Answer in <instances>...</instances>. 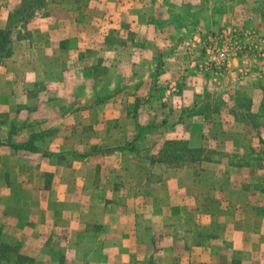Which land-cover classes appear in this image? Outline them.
<instances>
[{
  "label": "rangeland",
  "instance_id": "rangeland-1",
  "mask_svg": "<svg viewBox=\"0 0 264 264\" xmlns=\"http://www.w3.org/2000/svg\"><path fill=\"white\" fill-rule=\"evenodd\" d=\"M155 1L152 9L148 10L154 28L151 40H155L156 47L144 50L143 55L148 57L136 75L125 73L121 78L119 70L112 67L115 65H77L72 68L71 79L67 81L62 74L57 82L51 84L48 88L50 96L44 100L42 97L39 101L36 97L28 101L26 98L18 99L15 105L19 111L17 114L2 111L0 107L2 139L13 138L15 143L30 142L44 151L63 153L60 156L44 155L30 149L0 147V195L6 183L18 181V177L13 176L18 169L27 174L28 184L50 186L54 174L48 170L53 167L64 171H91L94 188L104 185L107 191L108 186L118 190L113 198L100 192L93 194L98 214L94 215L86 231L73 232L66 226L60 235L66 242H48L51 249L60 254L55 258L57 264H101L104 260L100 258L99 251L93 254L96 236L101 230L104 199L109 203L136 202L139 198L140 203H145L148 188L155 187L154 181L166 171L202 170L200 160L207 157L241 168L246 164L256 167L264 159V0ZM18 2L8 0L10 12L12 10L16 20L21 16V13H16L22 4ZM18 35L13 31L14 39ZM145 39L148 40L147 37ZM173 63L177 66H172ZM83 69L88 72L81 76L86 77L92 72L95 77H102L101 81L72 79V75L80 74ZM123 69L130 71L131 67L125 65ZM33 84L31 88L35 91L39 84ZM84 90L97 91L98 97L84 100L77 97L75 101L77 93ZM116 91L125 92L127 96L125 109L129 111L131 121L124 122V126L121 123L126 112L119 117H113L109 112L110 116L106 115V121L101 122L106 128L102 124L99 128L100 122H90V117L95 121L93 112L87 117L78 114L75 118L80 122L74 129L63 130L59 126L52 134V129L37 128L42 118L37 114L38 106L66 108L74 105L77 110L84 111L93 108L92 104L111 100ZM100 93L109 96L105 98ZM138 110L140 121L136 124ZM106 113L104 111L103 114ZM82 121H86V125ZM58 133V136L65 133L66 138L70 133V143L69 140H60V145L53 144V137ZM46 136L52 139L44 140ZM168 140L190 143L196 149L193 152H198L197 157L166 158ZM11 149L19 154L21 162L9 161L8 151ZM140 170H147L148 176L141 179L145 187L136 194V171ZM85 185H88V180ZM251 185L258 189L264 186V176H255ZM84 196L66 194L64 198L61 196L60 203L63 208L75 209L74 206L84 203ZM159 196L162 200L163 197ZM262 197L264 201V195ZM5 199L4 196L0 198L1 213L5 211ZM31 201L34 203L35 200ZM3 227L0 228V239L4 235ZM160 232L161 229L156 227L154 235L160 237ZM4 243L9 244L0 240V264H35L18 257ZM16 246L20 250L19 245ZM109 260L105 258L104 261L108 264ZM52 262L53 257H49L47 264Z\"/></svg>",
  "mask_w": 264,
  "mask_h": 264
},
{
  "label": "crops",
  "instance_id": "crops-1",
  "mask_svg": "<svg viewBox=\"0 0 264 264\" xmlns=\"http://www.w3.org/2000/svg\"><path fill=\"white\" fill-rule=\"evenodd\" d=\"M153 1L156 2L46 0L43 10H37L24 27L15 29L14 34L19 33L20 37L15 38L13 53L1 62V110L17 114L19 111L15 105L18 99L28 101L42 97L44 100L50 96L48 88L51 84L62 74L67 81L71 79L72 68L77 65H115L112 67L119 70L121 78L125 73L136 75L148 57L143 55L144 50L156 47L155 40H151L154 28L148 10L152 9ZM0 5V29H5L12 10L10 12L8 0H0ZM125 65L131 70L125 71ZM86 72L88 70L83 69L80 74L72 75V79L101 81L102 77H95L92 72L86 77L81 76ZM34 82L39 84L35 91L31 88ZM96 92H78L74 95L75 101L77 97L82 100L97 98ZM100 94L105 98L109 96ZM111 97L104 104H92L94 109L89 107L86 109L89 111L77 110L74 105L66 108L38 106L37 114L42 118L37 128L52 129V134L59 126L63 130L74 129L80 122L75 118L78 114L87 117L93 112L95 121L90 117V122H100L99 128H102L101 124L106 128L101 122L106 121L109 112L113 117L126 112L121 123L124 126V122L131 121L129 111L125 109L127 96L125 92L116 91ZM104 111L107 113L103 114ZM139 121L138 110L136 124ZM82 122L86 125V121ZM59 134L53 137V144L60 145V140H69L70 143V133L67 138L65 133L63 137ZM45 139L52 137L46 136ZM0 140V147L4 148L16 142L8 137H0ZM8 158L10 162H21L19 154L13 153L12 149L8 151ZM200 161L203 169L199 171H166L154 181L155 187L148 188L145 203H140L139 198L136 202L109 203L104 199L101 230L96 236L93 254L99 251L101 259H110L108 264H264V186L258 189L251 185L255 176H264V159L256 167L246 164L242 168L236 164L227 166L215 158ZM48 171L54 174V180L50 186L44 187L28 184L27 174L18 169L13 173L18 181L6 183L0 195V198H6L5 211L0 212V228L4 226L0 240L15 245L4 243L16 247L19 254L35 264H47L49 257H53V262L48 264H57L55 258L60 254L51 249L48 242H66L60 236L66 226L73 232L82 233L88 224H92L94 215L98 214V209L94 208V193H104L108 198L118 193L113 186H108V191L104 185L94 188L91 171H64L57 167ZM146 176L147 170L136 171V194L145 187L140 181ZM87 180L88 185H85ZM72 193L85 194L84 203L77 204L75 209L63 208L61 196L64 198ZM30 194L32 197L29 198ZM32 199L34 203L30 202ZM156 227L161 229L160 237L154 235ZM104 260L101 264L105 263Z\"/></svg>",
  "mask_w": 264,
  "mask_h": 264
},
{
  "label": "trees",
  "instance_id": "trees-1",
  "mask_svg": "<svg viewBox=\"0 0 264 264\" xmlns=\"http://www.w3.org/2000/svg\"><path fill=\"white\" fill-rule=\"evenodd\" d=\"M45 7H46V0H22V4L16 9V13L17 14L21 13L20 14L21 16L16 20L13 14L10 15L8 27L6 29H0V64H2L1 62L3 61L4 58L10 56L13 53L14 42H15V39L12 36L13 31H15V29L18 27H24L32 19V17L35 15V12L37 10L41 11ZM13 19H15L16 21L13 22ZM17 37L19 38L20 34ZM0 144H2L1 140H0ZM12 145L16 149L17 148L30 149L35 152H41L44 155L60 156L63 154V153L56 154L54 152L44 151L30 142L12 143ZM166 145L169 147V149L166 150L165 153L167 155L166 158L168 156L173 159L177 157L183 158L184 156L186 158L187 155H191L193 158L197 157L198 152H193L196 149H194L193 146L186 141L184 143L181 140H168L166 141ZM185 145L187 149L190 151H187L186 147H184ZM120 149L121 148H119L118 150ZM8 247H10L11 250H14L18 257L28 259L27 257L19 254L16 247H11V246Z\"/></svg>",
  "mask_w": 264,
  "mask_h": 264
}]
</instances>
